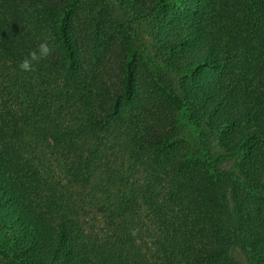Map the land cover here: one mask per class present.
Segmentation results:
<instances>
[{"label":"trees","instance_id":"1","mask_svg":"<svg viewBox=\"0 0 264 264\" xmlns=\"http://www.w3.org/2000/svg\"><path fill=\"white\" fill-rule=\"evenodd\" d=\"M0 264H264V0H0Z\"/></svg>","mask_w":264,"mask_h":264},{"label":"clouds","instance_id":"2","mask_svg":"<svg viewBox=\"0 0 264 264\" xmlns=\"http://www.w3.org/2000/svg\"><path fill=\"white\" fill-rule=\"evenodd\" d=\"M53 49L47 41L41 42L38 47L31 52L18 65L19 69L24 72H31L34 70V64L47 59L52 54Z\"/></svg>","mask_w":264,"mask_h":264},{"label":"rangeland","instance_id":"3","mask_svg":"<svg viewBox=\"0 0 264 264\" xmlns=\"http://www.w3.org/2000/svg\"><path fill=\"white\" fill-rule=\"evenodd\" d=\"M227 167L231 168L232 167V163L228 164ZM233 255L239 262H245L244 255L242 254V252L239 249L235 248L233 250Z\"/></svg>","mask_w":264,"mask_h":264}]
</instances>
